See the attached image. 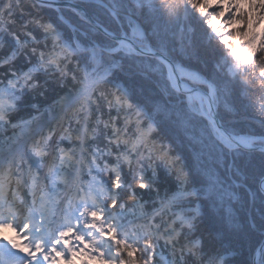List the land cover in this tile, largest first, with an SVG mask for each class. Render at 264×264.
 <instances>
[{"label":"snow or ice","instance_id":"1","mask_svg":"<svg viewBox=\"0 0 264 264\" xmlns=\"http://www.w3.org/2000/svg\"><path fill=\"white\" fill-rule=\"evenodd\" d=\"M58 4L32 0L26 12L24 0H0V130H12L0 144V264H159L161 246L166 264H231L245 249L242 264H264V131L241 134L217 111H232L238 84L264 128V0H109L112 31L77 5L71 32L40 14ZM182 24L195 71L169 51L168 33ZM198 28L203 67L199 49L189 51ZM123 72L162 86L141 101ZM175 137L211 162L182 163ZM160 170L173 187L148 213L143 192L159 197ZM69 185L75 196L56 199ZM124 194L141 209L133 222ZM249 194L260 216L241 221L233 202Z\"/></svg>","mask_w":264,"mask_h":264},{"label":"trees","instance_id":"2","mask_svg":"<svg viewBox=\"0 0 264 264\" xmlns=\"http://www.w3.org/2000/svg\"><path fill=\"white\" fill-rule=\"evenodd\" d=\"M105 3H108L109 0H102ZM31 2L32 0H24V7H25V11H31ZM90 3V2H89ZM87 9L90 11V13L92 14V16L95 17V19L101 23L103 26H105L108 30L112 31V21L109 18V15L107 14L106 9L102 6V5H98L95 3H91V7L87 6ZM42 16L45 17V19H49L53 22H59L60 24H62L57 15L56 12L53 10H49V9H44L41 13ZM65 15L73 22L74 19L72 18V16H70L69 12L66 11ZM137 15H139V13H137ZM17 20L21 19L20 13L16 14L15 17ZM74 24V22H73ZM63 25V24H62ZM64 28H66L68 31L69 29L67 27H65L63 25ZM77 27V26H76ZM70 32V31H69ZM191 33V29L189 28V33L188 35H185L183 33V24L181 25L180 28L175 29L174 31L170 30L168 33V38H169V51L170 54L172 55L173 59H176V62L178 64H180L182 67L188 68L189 65H191L192 67L189 68V70H196V65H197V57L195 55L192 56L191 60H189L188 55L185 53V46L186 45H192V40L189 39ZM130 34V33H129ZM197 49H199L200 54L202 59L200 60V67H203V59H208L206 52H207V40L204 39L202 37V29H197V35H196V44L189 48V51L195 52ZM181 57V58H178ZM23 61H21L22 63ZM75 62V61H73ZM76 63V62H75ZM74 63V65H75ZM127 68V65H126ZM227 72L226 68L220 69L219 70V75L220 77H224L225 73ZM154 76H156L155 74H153ZM121 76L123 77V79L127 80V87L130 90H134L135 94L137 96V99L141 100V101H145L148 97L151 96V94H149L147 92V88L148 86L150 87H154L151 86V84L153 82H156V78H149L147 75L145 74H137L135 76H132L126 72L121 73ZM226 84H228L229 88H233V84H235V82L229 83L228 81H224ZM157 83V82H156ZM69 87H71V85H69ZM157 92H152V95H156ZM235 95L238 96L237 99H241V103L237 106H239V112H236L234 116H230L229 115V111L223 112V109L220 107L218 109L219 112V116L221 118V122H225L228 123L229 125L235 127L237 130L241 131L242 134L244 133H255L257 135H259L262 131H264V128H262L261 126V120L260 117L258 116V114L256 113L255 116H250V115H246V116H241V114H246L248 113V111L246 110V104L248 102V100L245 98V93L243 88L236 84L235 87L233 88V92ZM258 95V94H256ZM29 100L32 103H42L43 102V98L40 97H36L35 99L29 98ZM174 102L178 103L179 100H173ZM234 106L233 104V108L237 107ZM43 110V109H42ZM253 110V109H252ZM30 111V107L28 102L25 103V105H22L21 110L18 114V117H27L28 113ZM248 119H251V126H254V129H250V128H243L242 126H245ZM5 131L6 134H9V132H12L11 129L8 130H2ZM166 143H169V141L166 139L165 140ZM175 142L171 143V147L173 149V155H180L181 157H187L186 159L182 160V163H188L191 164L193 166V168H199L201 164L208 162L210 163V159H208L207 161L204 159H201L199 164L196 165V155L195 153L188 154V152L186 151V149L184 148L182 149H178L175 145ZM259 155V153H257V156ZM245 157H240L239 160L237 161L238 163H240L243 166ZM227 163L230 165L231 164V157H228L227 159ZM223 163L221 164V170L223 169ZM125 171H127V168H125ZM88 181L91 179V177H88ZM250 183L252 182L251 179L249 181ZM173 187V178L170 175H166L165 172L163 170H160V175H159V180H158V188H159V197L156 196V194L154 192H143V190L140 189H136L137 193H141L143 192V200L141 201V203H143L145 205L144 207V211L151 213L153 211V202L156 203V207L159 206V199L164 197L166 193L169 192V190ZM241 196H243V193H240ZM123 199L128 201V207L124 212L125 216H129L131 214H133L135 211L141 210L137 205L133 204L132 201H130L128 199V196L126 194L123 195ZM233 211L235 212V214L237 215V218L240 219L241 221L244 220V218H250L251 216H255L257 219H259L260 216V210H261V204L259 199L257 198L255 201V204H253V199L252 196L249 194L245 200H240L239 202L234 201L233 202ZM213 225L212 222L209 218L205 217L202 224H201V231L204 232L205 237H207L208 232L212 229ZM225 244H227V240L224 241ZM218 246V245H217ZM160 251L162 250L165 254L167 253V255L169 256V250L164 249L162 246L159 249ZM248 253L247 250H243V251H237L235 253V255H233L232 257H230V261L231 264H242V262L246 259H248ZM158 260V258H157ZM159 261V260H158ZM160 262V261H159Z\"/></svg>","mask_w":264,"mask_h":264},{"label":"rangeland","instance_id":"3","mask_svg":"<svg viewBox=\"0 0 264 264\" xmlns=\"http://www.w3.org/2000/svg\"><path fill=\"white\" fill-rule=\"evenodd\" d=\"M84 5H86V6H90L91 7V2L89 3V2H86V3H84ZM69 14H70V16H72V18L74 19V24L76 25V26H78V18H76V16H74L73 15V13L72 12H69ZM70 20V19H69ZM71 21V20H70ZM129 32H130V30H129ZM131 34V33H130ZM72 65H73V63H72ZM193 71V70H192ZM151 86H152V84H151ZM160 86H162V85H160ZM160 86H158L157 85V87L159 88ZM157 92V90H156V88L154 89V87H150V86H148V88H147V92L149 93V94H151V96H155V95H152V92ZM254 95H256V94H254ZM150 96V97H151ZM238 98V96L237 95H235L234 93H232V99H233V101H234V106H237V105H239L240 103H241V99H237ZM172 103H176V102H174V101H172ZM247 104H248V102H247ZM246 104V105H247ZM222 108L223 109V105H221V106H219L218 107V109L219 108ZM246 110L248 111V113H246V114H241V116H246V115H252V116H255L256 115V113L252 110V108L251 107H246ZM223 112H228L227 110H225V108L223 109ZM236 112H239V106H237V107H232V111H230L229 112V115L230 116H234L235 115V113ZM62 115V114H61ZM50 117H51V115H50ZM247 117V116H246ZM59 118V117H58ZM251 119H248V121H247V123H246V125L245 126H242L243 128H252V129H254V126H251ZM245 128V129H246ZM247 130V129H246ZM7 139V138H6ZM174 142L176 143V146L178 147H180V149H186V151L188 152V154H191V148L188 146V145H186V143L183 141V140H181L179 137H175L174 138ZM193 153V152H192ZM196 165H198L199 164V162H200V160H197L196 159ZM195 169H196V166H195ZM58 189H59V199H62L63 197H65V196H72V194H73V191H74V186H72V185H70L69 187H68V189H65V188H63L62 186L61 187H58ZM64 194H65V196H64ZM160 259H161V261H162V264H166V260H167V257H165L163 254H160Z\"/></svg>","mask_w":264,"mask_h":264},{"label":"water","instance_id":"4","mask_svg":"<svg viewBox=\"0 0 264 264\" xmlns=\"http://www.w3.org/2000/svg\"><path fill=\"white\" fill-rule=\"evenodd\" d=\"M80 2H85L88 0H60V4H58V6L62 7V9L68 8L71 9L74 6H79L77 8V11H86L90 16L91 14L89 13V11H87V9L84 7V5H82ZM95 3L97 4H102L104 5V3L102 1H98V0H94ZM57 15L59 17V19L65 24L67 25V27L72 31L74 29V27L72 26V24L67 20L66 17H64V14L61 12H57ZM93 17V16H92ZM94 18V17H93ZM104 27V26H103ZM258 151V150H257ZM264 195V193H262Z\"/></svg>","mask_w":264,"mask_h":264},{"label":"bare ground","instance_id":"5","mask_svg":"<svg viewBox=\"0 0 264 264\" xmlns=\"http://www.w3.org/2000/svg\"><path fill=\"white\" fill-rule=\"evenodd\" d=\"M9 235H10V236H9L10 238H11L12 236H14V235H12L11 233H10Z\"/></svg>","mask_w":264,"mask_h":264}]
</instances>
